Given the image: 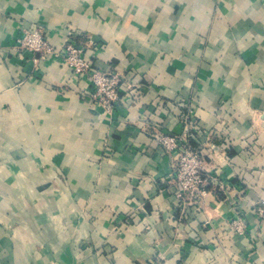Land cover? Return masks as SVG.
<instances>
[{
    "label": "crops",
    "instance_id": "crops-1",
    "mask_svg": "<svg viewBox=\"0 0 264 264\" xmlns=\"http://www.w3.org/2000/svg\"><path fill=\"white\" fill-rule=\"evenodd\" d=\"M23 26L59 49L93 42V63L127 81L118 113L61 61L18 49ZM181 100L206 132L225 124L207 167L244 188L239 206L209 193L182 223L142 121L180 133ZM263 201L264 0H0L1 264H264Z\"/></svg>",
    "mask_w": 264,
    "mask_h": 264
},
{
    "label": "rangeland",
    "instance_id": "rangeland-1",
    "mask_svg": "<svg viewBox=\"0 0 264 264\" xmlns=\"http://www.w3.org/2000/svg\"><path fill=\"white\" fill-rule=\"evenodd\" d=\"M173 105L181 110L179 123L183 125V129L180 133L167 132L157 125L154 126L148 118H143L142 121L147 130L146 134L164 151L171 162V173L156 186L157 191L170 192L176 199L175 221L187 222L191 212L193 214L195 210H202L209 193L217 195L219 200L228 201L233 207L239 206L244 199L239 188H244L237 181L221 177L223 174L220 168L212 167L211 170L207 167L209 158L216 154L215 149L210 145L214 140L224 137V134L220 136L219 134H221L220 128H223L225 133V124L219 122L216 130L206 132L195 115V107L190 101L181 100ZM222 110L225 112L227 109L223 107ZM116 113L118 112L111 114ZM186 127H189L188 131L185 130ZM170 139H177L178 142ZM185 139L188 146H185ZM197 175L201 176L200 181ZM231 222L234 231L246 234L241 219H233ZM159 264L163 263L159 260Z\"/></svg>",
    "mask_w": 264,
    "mask_h": 264
},
{
    "label": "built area",
    "instance_id": "built-area-1",
    "mask_svg": "<svg viewBox=\"0 0 264 264\" xmlns=\"http://www.w3.org/2000/svg\"><path fill=\"white\" fill-rule=\"evenodd\" d=\"M92 45L93 42L89 39H79L76 34H71L62 48H55L50 44L44 31L38 28L29 29L25 26L21 27V36L17 40V48L21 51L30 52L33 55L34 62L38 65L40 62L54 57L70 67L76 76L87 78L90 82V89L85 97H87L90 104L103 110L106 109L107 113L118 112L122 101L121 86L126 84L127 81L122 70H103L93 63L87 54L88 48ZM132 87L135 86H130V88ZM185 130L188 131L189 127H186ZM220 131L219 136L225 135L223 128H220ZM170 140L178 142L177 139ZM188 145L185 139V146ZM197 178L199 181L201 180L200 175H197ZM239 191L241 195L244 194L242 188H239ZM140 212L141 208L136 209L135 215ZM256 213L259 222L264 218V201L259 204ZM155 264H159V260Z\"/></svg>",
    "mask_w": 264,
    "mask_h": 264
}]
</instances>
